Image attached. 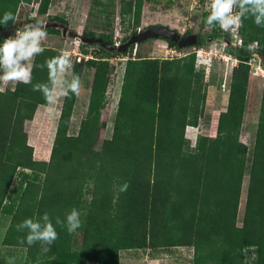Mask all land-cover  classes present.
Instances as JSON below:
<instances>
[{"label": "trees", "instance_id": "obj_1", "mask_svg": "<svg viewBox=\"0 0 264 264\" xmlns=\"http://www.w3.org/2000/svg\"><path fill=\"white\" fill-rule=\"evenodd\" d=\"M31 1L0 0V20L5 12L15 17L7 25L0 24V43L13 33L20 5ZM36 1L37 13L46 15L51 0ZM143 1H120L124 32L129 30L127 18L133 28L138 26ZM49 20L67 25L60 17ZM45 30L47 35L60 33L55 28ZM134 34L136 30L130 33ZM223 34L215 27L210 35L199 36L195 45L200 48L207 40L225 36L226 49L237 64L231 72L226 108L218 115L216 135L198 136L193 148L186 129L199 126L207 88L195 53L173 60L129 57L111 136L101 140L106 128L101 115L113 72L109 60L120 53L82 44L83 56L89 55V47L97 50L72 68L80 80L85 68L94 70L85 117L76 135H70L77 96L62 99L48 161L33 159L24 131V123L45 104L42 94L23 83L0 93V212L17 171H30L2 240L4 246L25 250L21 264H121L122 252L147 251L156 257L159 251L179 247L193 249V264H264V101L250 159L249 147L241 140L249 62L257 60L264 70V27L256 26L252 18L244 19L238 30L240 46L233 35ZM83 37L114 45L105 35L89 32ZM165 41L168 47H177ZM253 41H258V47L250 51ZM44 49L35 57L36 65L59 54ZM32 77L33 84L47 82V69L34 67ZM245 177L246 199L238 225ZM125 182L127 191L117 192L114 186ZM73 207L81 214L82 227L69 234L56 219L63 221ZM45 212L58 233L47 253L39 244L21 245L26 232L17 230L24 219ZM249 249L255 252L251 263L243 255Z\"/></svg>", "mask_w": 264, "mask_h": 264}, {"label": "rangeland", "instance_id": "obj_2", "mask_svg": "<svg viewBox=\"0 0 264 264\" xmlns=\"http://www.w3.org/2000/svg\"><path fill=\"white\" fill-rule=\"evenodd\" d=\"M121 0H51L46 15H39L38 4L32 0L29 4L20 5L17 12L16 28L29 23V20L50 21V17H60L67 22V33L63 37L59 34H49L42 42L43 48L60 51H69L72 64L85 60L81 54V41L76 37L93 32L110 38L116 47H119L125 37L131 36L132 30L142 32L155 26H166L174 30L180 36L194 34L201 37L208 36L212 29L205 30L204 20L209 14L208 5L210 0H144L139 23L136 28L133 21L126 26L128 32H124L119 12ZM132 20V19H131ZM129 24V26H128ZM218 27V26H217ZM72 33L71 35L69 33ZM234 35L232 32H224ZM223 34V35H224ZM127 35V36H126ZM237 35L240 38V35ZM225 37V36H223ZM223 37L217 41H205L202 47L182 48L183 53H195L196 67L204 72L206 88V100L204 115L197 128H187L186 138L190 148H193L198 136L212 137L216 135L217 119L220 112L224 111L227 104L228 89L231 72L237 61L229 55L227 43ZM215 42V44H213ZM132 51H130V48ZM169 48L165 39L150 38L128 47L118 56L109 60L113 66L107 90V105L102 111L101 118L106 122V128L101 133L102 139H109L112 132L113 119L117 108L123 80L126 61L130 58L166 59L170 58L166 49ZM91 57L96 49L87 48ZM136 50L135 54L134 51ZM127 52V54H125ZM125 54V55H123ZM98 57H103L99 55ZM250 78L246 94V105L241 127V140L249 147L250 151L254 142L259 109L264 101V70L260 63L252 59L250 62ZM92 69L85 68L82 74V87L77 96L73 115L69 124V134L76 135L81 120L85 117L87 98L90 90L89 78ZM17 82H9L3 85L5 89L14 90ZM63 99V98H62ZM62 99L56 106L55 111L50 112L45 107H38L31 121L24 123V131L27 135V144L33 148V159L48 161L53 143L55 129L60 113ZM100 140V141H101ZM101 142L96 146L99 149ZM30 171L20 169L17 171L10 192L0 212V264H21L25 257L23 248L8 247L2 245V240L10 219L15 211L21 192L25 186ZM248 178L243 180L240 196V208L237 213V224L241 225L244 204L246 199ZM80 240V236L78 237ZM245 262L251 263L255 258L252 249L244 250ZM194 251L192 248L182 247L159 251L156 257L145 251H130L120 254L121 264H193Z\"/></svg>", "mask_w": 264, "mask_h": 264}, {"label": "clouds", "instance_id": "obj_3", "mask_svg": "<svg viewBox=\"0 0 264 264\" xmlns=\"http://www.w3.org/2000/svg\"><path fill=\"white\" fill-rule=\"evenodd\" d=\"M209 14L204 20L205 30L219 27L224 32H237L243 27V21L252 18L258 27H264V0H210ZM11 12H5L0 24L7 25L14 21ZM46 26L43 21L23 24L3 39L0 43V93L5 92L9 82L32 85L34 92L42 94L45 107L53 112L62 98H69L70 94L78 96L81 91V80L73 71V64L69 51L61 49L58 55L46 58L41 64H35V57L42 55V42L47 38ZM215 44V42H213ZM249 50L258 47V41H253ZM47 69V82L32 83L33 69ZM117 192H126L129 184L114 186ZM80 212L72 208L66 212L64 220L56 219V224L65 227L69 234L82 227ZM18 231L26 232L19 240L21 245L33 246L39 244L41 251L47 253L58 239V233L50 216L45 212L42 216L26 218L17 225ZM11 264V262H10Z\"/></svg>", "mask_w": 264, "mask_h": 264}, {"label": "water", "instance_id": "obj_4", "mask_svg": "<svg viewBox=\"0 0 264 264\" xmlns=\"http://www.w3.org/2000/svg\"><path fill=\"white\" fill-rule=\"evenodd\" d=\"M34 20H29V23H33ZM46 29L47 28H55L61 31L62 36L65 37L67 33V26L63 25L59 22H48L45 23ZM72 34L71 32L69 33ZM80 39L82 44L85 45H99L101 47H104L108 51L116 52L122 54L124 50H126L128 47L133 46L139 42L145 41L150 38H161L168 40L172 43H175L176 46L180 49L187 48V47H193L197 43L196 35H186V36H180L177 34L174 30L169 29L166 26H155L148 28L142 32L136 33L131 36H127L122 41L121 45L119 47H115L113 45H110L107 42H104L102 39L99 38H85V37H76ZM252 51H255L253 49Z\"/></svg>", "mask_w": 264, "mask_h": 264}, {"label": "built area", "instance_id": "obj_5", "mask_svg": "<svg viewBox=\"0 0 264 264\" xmlns=\"http://www.w3.org/2000/svg\"><path fill=\"white\" fill-rule=\"evenodd\" d=\"M233 38L236 39V45L240 46L241 45V40L238 37L237 32L234 33ZM113 46H115V45H113ZM135 52H136V50L134 51V54H135ZM166 52H167V54H169L170 58L169 59L166 58V59H163V60L180 59V58H183L186 55H188L187 53H183L182 49H180L178 47H172V48L169 47V48L166 49ZM88 56H85L86 57L85 60L92 58V57H88Z\"/></svg>", "mask_w": 264, "mask_h": 264}, {"label": "crops", "instance_id": "obj_6", "mask_svg": "<svg viewBox=\"0 0 264 264\" xmlns=\"http://www.w3.org/2000/svg\"><path fill=\"white\" fill-rule=\"evenodd\" d=\"M91 69V68H90ZM93 74H94V70L92 69V74L89 78L88 84L90 83L89 87H91V83H92V79H93ZM83 78V77H82ZM82 78H81V82H82Z\"/></svg>", "mask_w": 264, "mask_h": 264}, {"label": "flooded vegetation", "instance_id": "obj_7", "mask_svg": "<svg viewBox=\"0 0 264 264\" xmlns=\"http://www.w3.org/2000/svg\"><path fill=\"white\" fill-rule=\"evenodd\" d=\"M186 35H191V34H186ZM186 35H182V36H186ZM199 36L198 35H196V39H197V42H198V40H199V38H198ZM201 39V38H200Z\"/></svg>", "mask_w": 264, "mask_h": 264}]
</instances>
